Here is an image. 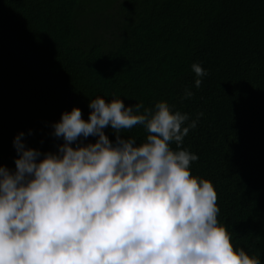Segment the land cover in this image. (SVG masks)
I'll return each instance as SVG.
<instances>
[{"label":"trees","instance_id":"obj_1","mask_svg":"<svg viewBox=\"0 0 264 264\" xmlns=\"http://www.w3.org/2000/svg\"><path fill=\"white\" fill-rule=\"evenodd\" d=\"M193 63L207 71L199 88ZM114 95L203 113L182 144L191 172L213 183L234 246L264 264V0H0V164L15 169L21 132L56 152L62 112L87 120L90 100Z\"/></svg>","mask_w":264,"mask_h":264},{"label":"clouds","instance_id":"obj_2","mask_svg":"<svg viewBox=\"0 0 264 264\" xmlns=\"http://www.w3.org/2000/svg\"><path fill=\"white\" fill-rule=\"evenodd\" d=\"M191 68L199 88L207 71ZM88 107L87 120L73 107L52 125L56 152L14 137L15 169L0 164V264H261L232 243L213 183L191 172L198 156L182 144L203 113L190 120L167 101L126 106L115 95ZM138 125L142 142L121 135Z\"/></svg>","mask_w":264,"mask_h":264}]
</instances>
